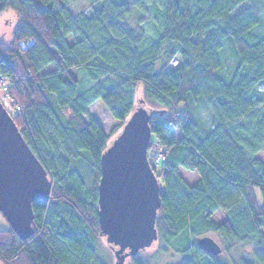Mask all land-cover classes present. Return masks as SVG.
I'll return each instance as SVG.
<instances>
[{
    "label": "trees",
    "instance_id": "trees-1",
    "mask_svg": "<svg viewBox=\"0 0 264 264\" xmlns=\"http://www.w3.org/2000/svg\"><path fill=\"white\" fill-rule=\"evenodd\" d=\"M8 11L16 24L0 38V72L20 106L10 115L53 191L33 204L32 237L0 230L1 264H109L96 206L111 143L89 109L100 101L126 124L139 83L145 103L162 107L150 122V148L167 154L153 168L165 186L156 226L179 248V264H226L190 245L208 234L252 245L240 264H264V0H0V18ZM180 169L198 173L195 186ZM218 211L228 218L217 223Z\"/></svg>",
    "mask_w": 264,
    "mask_h": 264
},
{
    "label": "water",
    "instance_id": "water-1",
    "mask_svg": "<svg viewBox=\"0 0 264 264\" xmlns=\"http://www.w3.org/2000/svg\"><path fill=\"white\" fill-rule=\"evenodd\" d=\"M154 113L141 99L101 158L96 208L101 237L115 250L116 264H124L128 256L136 257L157 238L161 184L149 162ZM52 187L46 167L0 104V213L22 240L35 234L33 204L50 200ZM196 246L215 257L223 250L209 235L201 237Z\"/></svg>",
    "mask_w": 264,
    "mask_h": 264
},
{
    "label": "rangeland",
    "instance_id": "rangeland-1",
    "mask_svg": "<svg viewBox=\"0 0 264 264\" xmlns=\"http://www.w3.org/2000/svg\"><path fill=\"white\" fill-rule=\"evenodd\" d=\"M127 1L128 3H134L136 0H115V2H123ZM135 13V12H134ZM137 14V13H135ZM138 17V14H137ZM137 17L134 18L133 16V23H135V20ZM16 21L12 19V13L11 12H6L4 15L1 16L0 18V38L3 39L4 41H7L10 39L11 34H12V29L15 27ZM144 28L147 29V35H152L153 31V25L145 23ZM223 55H222V63H223V71H230L234 64L235 60L233 58V52L230 50V46L226 45L223 49ZM178 62L175 61L174 65L177 66ZM175 66V67H176ZM53 65L51 66L50 69H53ZM87 86L89 84L87 83ZM137 92H136V102H137V107L139 105V101L143 99L144 97V85L142 83H139L137 85ZM2 99L3 97L5 98V107L10 108L9 113L11 110H15V106L12 104L11 100L8 99L7 94H5V90H1ZM258 93L264 95V84H262L258 88ZM1 96V95H0ZM145 100V99H144ZM145 107L147 109H155V110H160L162 107L160 106H155V105H148L145 103ZM185 110L184 106L181 105L179 107V110ZM89 112L92 114L93 118L99 122V124L102 126L103 130L107 135L110 136L109 143L113 142L118 135L121 133L124 127V122L123 121H116L112 118L110 112L106 110L105 106L100 102H96L95 105H93L90 109ZM15 113V112H12ZM199 118L202 122H204L207 126H210L211 123V117L210 114L207 110H203L199 114ZM174 132V137L180 135V132L176 129ZM180 139L182 138L179 136ZM179 137L176 138L179 140ZM151 141L153 144H157V136L156 134H152L151 136ZM160 150L156 149V147H151L149 148V157L155 156ZM151 154V155H150ZM181 176L185 178V181L190 185V186H195L197 183V179L191 180L192 177L191 174L188 172H183L182 170L180 171ZM190 175V176H189ZM187 179V180H186ZM163 185V189L165 190L164 183H161ZM228 218L226 213H223L221 211H218L217 214L214 217V220L218 222H223ZM9 222H7L6 218L2 213H0V230H5L9 228ZM209 236L213 237L215 241L218 243V245H221L223 249V253L220 254L218 257L221 261H223L226 264H240L241 258H247L248 260H252V251H253V246L249 245H239V244H233L232 241H227L223 236L217 235V234H208ZM101 245H100V254L101 257L106 259L109 264H116V256H115V250H112L111 245L107 242V239L105 237L101 238ZM198 238H192L190 241V245L192 247H196V244L198 242ZM230 249V250H228ZM134 257H126L125 258V263L124 264H134ZM136 258L143 262V264H179L181 261V254L179 248L175 244H168L165 243L164 240L162 239L161 235L157 234V238L155 239L154 244L145 249L144 251H141ZM257 264V263H255Z\"/></svg>",
    "mask_w": 264,
    "mask_h": 264
},
{
    "label": "built area",
    "instance_id": "built-area-1",
    "mask_svg": "<svg viewBox=\"0 0 264 264\" xmlns=\"http://www.w3.org/2000/svg\"><path fill=\"white\" fill-rule=\"evenodd\" d=\"M33 44H34V41H30L29 43H24L23 42V43H21V46L23 48H27V47L29 48V46H31ZM175 61L172 62V66H174V67L176 66V65H174ZM9 80H10L9 77H7L6 75H4L3 73L0 72V95H1L0 96V104L3 105L4 107L6 106L4 104L5 103V101H4L5 98L3 97V99H2V95L3 94H1L2 93L1 90H5V94H7L8 99L11 100L12 104L15 106V108H14L15 110H11V111L16 113V112L20 111V106H18L16 104V100L10 94H8L7 89H8V87H10V85H9L10 83H8ZM8 109H10V108L9 107L6 108V110L9 112ZM166 156H167L166 152L159 151L157 154H155V156H153V157L150 156L149 157V162L151 163V166L153 168H157L158 166L162 165V161H164L166 159Z\"/></svg>",
    "mask_w": 264,
    "mask_h": 264
},
{
    "label": "crops",
    "instance_id": "crops-1",
    "mask_svg": "<svg viewBox=\"0 0 264 264\" xmlns=\"http://www.w3.org/2000/svg\"><path fill=\"white\" fill-rule=\"evenodd\" d=\"M171 136V138L173 137L174 139H176V138H178L180 135L178 134V136H175L174 137V132H172V134L170 135ZM179 140H180V137H179ZM182 169H180L179 170V172L181 171ZM183 172H188L189 174H191V176L190 177H192L191 178V180H195V179H197V182H198V180H199V175H198V173L197 172H190V171H186V170H182ZM181 174V173H180ZM183 178V177H182ZM183 179H185V178H183ZM187 180V179H186Z\"/></svg>",
    "mask_w": 264,
    "mask_h": 264
}]
</instances>
